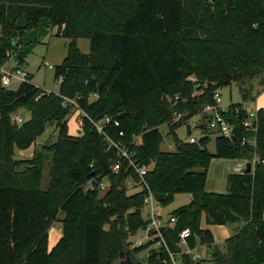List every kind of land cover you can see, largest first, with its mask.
<instances>
[{
	"label": "trees",
	"instance_id": "16d2710c",
	"mask_svg": "<svg viewBox=\"0 0 264 264\" xmlns=\"http://www.w3.org/2000/svg\"><path fill=\"white\" fill-rule=\"evenodd\" d=\"M43 18L71 40L67 56L55 66V79L63 77L59 91H43L31 76L8 89L0 71V264L124 263L128 253L136 257L148 247H129L147 224L148 190L163 207L179 193L192 196L172 210L176 223L164 229L172 251L179 250V233L188 227L190 247L206 244L217 264H264V108L258 109L254 133L243 126L244 103L264 90V0H0V67L7 51L24 63L27 52L17 48L24 30ZM78 38L90 40L89 53L80 50ZM233 82L243 102L231 103L223 114L234 123L236 140L216 136L212 153L205 116L198 125L204 135L195 143L181 140L176 130ZM175 95L179 100L173 104L168 96ZM64 96L87 115L65 106ZM20 106L31 116L16 124L11 113ZM75 112L83 124L80 134L71 135L67 118ZM176 112L182 117L174 121ZM104 117L111 120L100 133L93 120ZM52 123L58 138L50 145L51 178L44 188L43 157L29 160L27 168L14 155ZM164 124L175 150L161 149ZM247 134L256 142L242 145ZM114 143L148 168L144 180ZM214 158L256 161L250 173H230L228 190L221 193L206 189ZM115 161L122 164L118 172ZM104 177L110 187L100 196L97 182ZM130 178L141 182L139 191L128 193ZM92 180L94 187H87ZM59 210L66 215L63 235L50 249L49 229ZM204 215L208 225L238 223L223 245L202 226ZM164 257L165 247L150 249L144 262L164 264ZM183 258L184 264H196L189 254Z\"/></svg>",
	"mask_w": 264,
	"mask_h": 264
},
{
	"label": "rangeland",
	"instance_id": "374dc122",
	"mask_svg": "<svg viewBox=\"0 0 264 264\" xmlns=\"http://www.w3.org/2000/svg\"><path fill=\"white\" fill-rule=\"evenodd\" d=\"M19 25L23 26L26 23L24 17H21L18 21ZM57 27H50L48 25V20L43 18L36 28L25 29L24 34L20 40L18 45V50L27 52L26 59L23 64H18L16 55L11 51H7L8 59L2 65L5 69H9L12 67H21L30 73L31 81L36 84L38 87L46 91L50 92H58L60 83L58 79H55V66L63 62L64 58L67 56L68 44L71 41L68 37L63 35H57ZM77 44L80 50L83 53L90 52V40L88 38H78ZM1 71V70H0ZM194 80V76H191ZM21 84V81L17 78H13L12 82L6 86L8 89L16 90ZM219 93L221 96V105L223 107L229 106L231 103L243 102V98L239 91V87L235 82L231 85H227L221 87L219 89ZM93 98V97H92ZM91 98V99H92ZM246 105L249 108H254L256 105L258 107L264 108V90L261 91L260 95L254 101L246 102ZM20 114L23 116L24 121L28 120L31 116L29 108L27 106H20L14 112L11 113V121L15 122L14 116ZM202 120L201 113L194 115L189 119L186 124H191L192 130L191 132H187L186 126H180L176 132L178 137L183 141H188L190 136H194L197 139L201 138L204 135L203 130L198 127V124ZM83 122L82 115L78 116V113H72L67 118L68 132L71 135H78L81 131V123ZM16 124H21L17 123ZM23 123V122H22ZM56 126L52 123L45 130V132L40 135L36 142L30 145L28 148L17 149L14 155L15 159L22 161L21 165H26L27 168L31 167V164L28 162L29 160H33L37 156L41 155L44 159V170L42 175V180L40 185L44 188L48 187L50 182V171H51V148L50 145L56 142L58 138ZM160 131L163 134V142L161 144V149L166 151L175 150L174 139L173 136L169 134V126L164 124L160 126ZM208 149L213 153L216 150V135L213 134L210 142L207 145ZM241 162L240 159L234 158H214L208 169V176L206 182V189L214 192H227V179L228 175L234 172L235 166ZM128 193L139 191L140 187H137V184H133L129 181L126 182ZM91 186V182L87 183V187ZM106 191H100L99 195L102 196ZM190 202V195L188 193H179L175 196L173 202L168 205L165 209L166 212H170L175 208L187 204ZM65 213L61 210L57 212L56 217L53 219V223L51 228L49 229V237H54V228H56L59 233L63 235V219L65 217ZM146 218V214L144 213ZM205 215L203 216V227H207L211 230L214 238V242L223 245L225 239L229 237L231 234L235 232V229L238 225L236 224H228V225H215V224H206L204 221ZM140 230L136 234H140ZM62 237V236H61ZM49 241V247L51 249L52 246ZM61 238H59L60 240ZM58 240V241H59ZM58 243V242H57ZM56 243V244H57ZM55 244V245H56ZM199 253L205 255V251L207 250L206 257L200 261V264H212L210 257L208 255V247L207 245H199ZM54 245V246H55ZM53 246V247H54ZM52 247V248H53ZM148 254V250H143L140 252L136 258L146 260V256ZM119 264V263H117Z\"/></svg>",
	"mask_w": 264,
	"mask_h": 264
},
{
	"label": "built area",
	"instance_id": "2783aa9c",
	"mask_svg": "<svg viewBox=\"0 0 264 264\" xmlns=\"http://www.w3.org/2000/svg\"><path fill=\"white\" fill-rule=\"evenodd\" d=\"M0 70H1V82H2V85L4 86H8L12 82L13 78H17L21 82L29 79V73L20 67H12L9 69H5L3 66H1ZM190 78L192 79V77ZM62 80H63V77L60 76L58 78V82L61 83ZM48 92L50 93V91ZM63 99H64L63 104L65 106L70 105V104L74 105L76 110H79L82 115L83 114L87 115L84 111H82L78 107V104L75 99H72L66 96H64ZM168 99L172 101L173 104H176L177 101L179 100V95H175L174 97L168 96ZM214 99L216 101L214 104H206L203 107L201 111V115L205 116L207 126L210 129L211 133L215 134L216 136H224L225 138L233 142L238 137L237 132H236L234 123L231 122L229 119H227L223 114L224 112L227 111L228 106L223 107V105H221V96H220L219 90L215 92ZM243 106L247 111V118L246 120L243 121V126L245 127L247 133L248 132L254 133L257 130L258 109L249 108L246 105V103H244ZM235 110L238 111V108H236ZM181 117H182V113L176 112L173 120L177 121ZM14 120L17 123H22L24 121V118L22 115L17 114L14 116ZM110 120H111L110 117H104L103 119H100L97 121L93 120V122L95 123L98 131L100 133H104L105 123H108ZM82 124L83 122L81 123V125ZM115 124L119 125V122L115 121ZM184 125L186 126L187 124H184ZM191 129H192V126H191ZM120 134L123 135L124 132L121 131ZM197 141L198 139L196 137L190 136L187 142L195 143ZM251 142L252 143L256 142L255 136L249 137L247 134L241 137L242 145H245ZM114 145L118 147L119 155L121 157L129 159L136 173L139 175V177L142 180H144V176L146 175L148 168L146 166L135 164L132 161L129 151L125 147L120 146L118 143H114ZM240 161L241 162H239L235 166V172L239 174H243L246 170L248 162L252 164V169H253L256 159L255 158L253 160L240 159ZM121 167H122V164L120 161H115L112 165L113 170L116 172L120 171ZM94 181L95 180L90 181L91 182L90 188L94 187V184H93ZM128 181L133 184L141 183V182H136L131 178ZM97 185L100 191H107L110 187V181L107 177H104L99 182H97ZM139 187L141 188L142 184H139ZM144 207H146L148 210L147 224L140 229L141 231L140 234H136L133 238H131V243L129 246L131 249L141 247L146 244H148V247H147L148 251L150 249L159 250L162 247H165L167 250V257H164L161 259L164 264H168V263L184 264V258H183L184 254L191 255L192 259L195 261L200 260L201 254L198 251H196L197 247L191 248L189 245V237L191 235V230L188 227L184 228L179 233V241H178L179 250L172 251L171 249L168 248L166 241L164 239L163 232H164V229L173 227L177 219H176V216L172 214H170L167 217L164 216L163 206L160 204V202L157 200V198L155 197V195L152 193L151 190H148L146 196L144 197ZM121 264H125V263H121ZM212 264H217V263L212 261Z\"/></svg>",
	"mask_w": 264,
	"mask_h": 264
},
{
	"label": "crops",
	"instance_id": "0c3cea01",
	"mask_svg": "<svg viewBox=\"0 0 264 264\" xmlns=\"http://www.w3.org/2000/svg\"><path fill=\"white\" fill-rule=\"evenodd\" d=\"M19 21V20H18ZM19 24V23H18ZM21 68V67H20ZM26 71V70H25ZM29 73V72H28ZM29 76H30V73H29ZM36 85V84H35ZM256 109H259V108H261V107H258V105H256V107H255ZM199 127V126H198ZM199 140V139H198ZM234 171H235V168H234ZM141 189V188H140ZM139 189V190H140ZM133 193V192H132ZM190 195V200H191V198H192V196H191V194H189ZM165 209H166V207H163V213H164V216L165 217H167V216H169L170 214H171V212L172 211H170V212H166L165 211ZM144 213L146 214V219H147V217H148V215H147V213H148V210H147V208L146 207H144ZM53 232H54V237H53V239H52V236L50 235V237H49V241H50V243H51V239H52V246H51V248L58 242V240H59V238H61V236H62V234L61 233H59V231L56 229V228H54V230H53ZM199 247H197L196 248V251H199ZM206 253H207V250L205 251V255H202L201 253V258H200V260H198V261H196V264H200V261L202 260V259H204L207 255H206ZM206 259H207V257H206Z\"/></svg>",
	"mask_w": 264,
	"mask_h": 264
},
{
	"label": "water",
	"instance_id": "95a60500",
	"mask_svg": "<svg viewBox=\"0 0 264 264\" xmlns=\"http://www.w3.org/2000/svg\"><path fill=\"white\" fill-rule=\"evenodd\" d=\"M187 132L191 131V124L186 125ZM252 171V164L247 163L245 172L250 173ZM127 259L124 261L125 264H145L144 260L136 258L132 253L127 254Z\"/></svg>",
	"mask_w": 264,
	"mask_h": 264
}]
</instances>
